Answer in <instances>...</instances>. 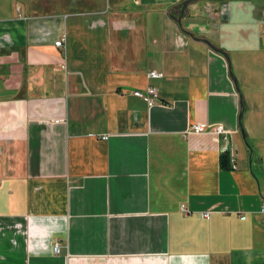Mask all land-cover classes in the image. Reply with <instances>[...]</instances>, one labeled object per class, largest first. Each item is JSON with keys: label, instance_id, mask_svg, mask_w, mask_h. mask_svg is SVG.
Listing matches in <instances>:
<instances>
[{"label": "crops", "instance_id": "0c3cea01", "mask_svg": "<svg viewBox=\"0 0 264 264\" xmlns=\"http://www.w3.org/2000/svg\"><path fill=\"white\" fill-rule=\"evenodd\" d=\"M184 1L0 0V264H264V0Z\"/></svg>", "mask_w": 264, "mask_h": 264}, {"label": "built area", "instance_id": "2783aa9c", "mask_svg": "<svg viewBox=\"0 0 264 264\" xmlns=\"http://www.w3.org/2000/svg\"><path fill=\"white\" fill-rule=\"evenodd\" d=\"M65 37L58 38L55 41L56 45L62 46L64 44ZM149 76L151 77H161L163 76V72L157 71V70H151L149 72ZM134 94L143 97L147 100V103L149 106L154 105L159 100V89L155 85H148L145 89H135L133 91ZM204 131H213L219 135H223L224 139L227 140V131L224 128L223 125H210L209 123L205 121H198L193 124H191L188 128V132H204ZM105 138L108 137V135H104ZM223 152L228 153L230 156V161L232 163H235L237 159V150L235 147L230 146L226 141L223 144ZM184 208V205H183ZM261 212L264 213V195H263V202L261 206ZM204 216L210 217V211L203 212ZM246 215H242V218H245ZM54 250L55 252L60 251V244L59 242H55L54 244Z\"/></svg>", "mask_w": 264, "mask_h": 264}, {"label": "water", "instance_id": "95a60500", "mask_svg": "<svg viewBox=\"0 0 264 264\" xmlns=\"http://www.w3.org/2000/svg\"><path fill=\"white\" fill-rule=\"evenodd\" d=\"M191 1H194V0H185L183 3H182V7H181V13H183L185 10H186V8H187V6L189 5V3L191 2ZM178 21H179V24L180 25H183V23H182V14L179 16V18H178ZM186 30V29H185ZM189 34H192V32L191 31H189V30H186ZM193 35V34H192ZM211 45H213L211 42H209ZM227 55V54H226ZM228 56V55H227ZM241 127H242V131H243V133H244V135H245V128H244V126H243V123H241Z\"/></svg>", "mask_w": 264, "mask_h": 264}, {"label": "trees", "instance_id": "16d2710c", "mask_svg": "<svg viewBox=\"0 0 264 264\" xmlns=\"http://www.w3.org/2000/svg\"><path fill=\"white\" fill-rule=\"evenodd\" d=\"M223 159H224V163H225V165H228V164H229L228 153H225V154L223 155Z\"/></svg>", "mask_w": 264, "mask_h": 264}]
</instances>
